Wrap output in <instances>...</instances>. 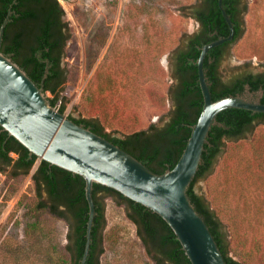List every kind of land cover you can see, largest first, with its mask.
<instances>
[{
	"label": "rangeland",
	"instance_id": "obj_1",
	"mask_svg": "<svg viewBox=\"0 0 264 264\" xmlns=\"http://www.w3.org/2000/svg\"><path fill=\"white\" fill-rule=\"evenodd\" d=\"M199 1L59 0L69 40L62 59L65 82L54 108L65 106L67 117L98 118L105 132L117 137L152 124L162 127L174 106V51L200 29L192 17ZM241 6L242 34L220 64L226 81L245 71L264 73V0H242ZM45 96L54 98L50 92ZM37 166L15 178L10 167L0 172V264H37L30 254L7 253L28 246L25 231L34 222L29 209L36 201L31 175ZM194 191L222 222L229 256L242 264H264V127L240 140H224ZM104 205L100 264H154L124 208L109 198ZM45 222L56 232L40 260L52 264L54 253H63L67 227L61 220Z\"/></svg>",
	"mask_w": 264,
	"mask_h": 264
},
{
	"label": "trees",
	"instance_id": "obj_2",
	"mask_svg": "<svg viewBox=\"0 0 264 264\" xmlns=\"http://www.w3.org/2000/svg\"><path fill=\"white\" fill-rule=\"evenodd\" d=\"M241 2L222 0V7L233 24L234 36L231 42L212 48L207 53L204 60L205 77L213 101L242 95L247 86L252 93L262 90L260 102L264 104V73L240 76L229 83H222L217 72L220 53L242 34L244 21L240 13L245 11V7L242 8ZM9 10L11 14L4 27L1 52L24 70L37 86H42L44 93L54 95L49 102L55 107L59 88L65 82L62 59L69 40V28L62 19L64 11L59 0H0V27ZM192 17L199 22L200 29L189 38L186 45L174 51L172 73L177 80L172 93L174 106L162 127L152 124L146 130L117 137L105 132L98 118L68 116L76 124L118 146L156 174H163L175 166L186 146L191 127L202 110L203 98L196 63L201 47L229 33L218 8V0H200ZM64 108L62 106L58 111L64 114ZM256 126L264 127V113L233 108L218 113L216 124L207 136L208 143L204 146L202 163L187 190L191 203L204 219L226 264L242 263L229 256L222 222L209 208L207 201L195 193L194 184L210 172L222 152L224 140H240ZM37 162V169L31 175L36 201L29 209L35 219L25 231L29 243L28 246H16L7 253L30 254L37 264H42L40 256L46 254L49 241H54L51 236L55 237L56 232L45 220H61L67 227L66 243L62 247L63 253H54L52 264H80L89 211L84 179L39 160L0 127V172L10 167L9 175L13 178L27 175ZM92 197L95 215L85 264H100L106 227L104 200L107 198L124 208L126 217L135 226L136 234L154 264H191L173 231L157 214L99 184L93 185Z\"/></svg>",
	"mask_w": 264,
	"mask_h": 264
},
{
	"label": "water",
	"instance_id": "obj_3",
	"mask_svg": "<svg viewBox=\"0 0 264 264\" xmlns=\"http://www.w3.org/2000/svg\"><path fill=\"white\" fill-rule=\"evenodd\" d=\"M218 8L229 33L200 49L196 63L202 110L177 163L163 174L154 173L118 146L76 124L50 105L43 87L37 86L1 52L4 27L11 14L8 11L0 27V127L39 160L84 179L89 211L80 264H85L91 242L94 184L113 189L157 214L173 231L191 264H226L187 190L202 163L207 136L216 124L218 113L231 108L264 113V104L260 102L262 90L254 95L248 88L244 95L212 100L204 72L205 57L212 48L231 42L234 36L233 24L222 7V0H218Z\"/></svg>",
	"mask_w": 264,
	"mask_h": 264
},
{
	"label": "flooded vegetation",
	"instance_id": "obj_4",
	"mask_svg": "<svg viewBox=\"0 0 264 264\" xmlns=\"http://www.w3.org/2000/svg\"><path fill=\"white\" fill-rule=\"evenodd\" d=\"M242 14L243 13H240V16H242ZM197 22V24L199 25V28H200V24H199V22L198 21H196ZM230 45V44H229ZM228 45V46H229ZM227 46V47H228ZM227 47L226 48H224L223 50H222V52L220 53V55H221V59H220V61H219V66H218V68H217V72H218V76H219V79H220V82H222V83H229V82H231L232 80H234L235 78H238V77H240V76H247V75H249V74H251V75H256V74H261V73H252V72H250V71H245V72H243V73H241V74H239V75H237V76H234V77H231L230 79H228L227 81L226 80H224V77L222 76V73H221V71H220V64H221V61H222V59L224 58V54L226 53V49H227ZM173 70H174V67L172 68ZM246 88H248L247 86H245V89ZM249 89V88H248ZM244 93H245V90H244ZM244 93H242V95H244ZM257 92H254L253 94L255 95ZM253 123H256V121L255 122H253ZM249 132H246V134H248Z\"/></svg>",
	"mask_w": 264,
	"mask_h": 264
}]
</instances>
